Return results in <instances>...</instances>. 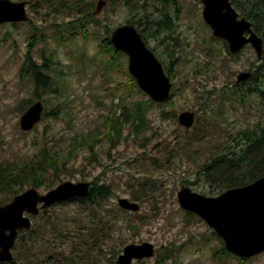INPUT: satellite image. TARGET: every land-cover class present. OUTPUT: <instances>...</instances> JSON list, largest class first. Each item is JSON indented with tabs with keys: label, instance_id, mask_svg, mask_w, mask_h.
Returning <instances> with one entry per match:
<instances>
[{
	"label": "rangeland",
	"instance_id": "374dc122",
	"mask_svg": "<svg viewBox=\"0 0 264 264\" xmlns=\"http://www.w3.org/2000/svg\"><path fill=\"white\" fill-rule=\"evenodd\" d=\"M91 1L96 8L99 0H82L81 4ZM133 1L113 0L105 5L98 14L101 24L90 25L87 36L68 38L62 27L56 28L71 19L66 13L37 9L30 3L27 21L0 26V163L24 160L48 146L67 158L60 171L64 181L111 186L109 214L123 197L140 204L137 212L121 211L120 224L104 241L102 251H91L93 264H111L128 244L145 241L155 245L156 253L134 264H264V251L245 259L226 253L213 228L200 216L202 220L189 215L177 197L182 186L217 195L204 181L203 162L233 136L264 122V101L259 96L242 104L220 95L235 88L238 74L261 64L263 58H258L251 45L231 55L205 23L201 0H179L181 11L174 32L168 36L147 34L148 46L158 55L173 85L168 100L150 101L131 78L128 56H113L102 47L104 25L114 29L132 24L127 21L138 16L130 7ZM235 2L242 13V0ZM139 3L150 13L154 5L165 10L162 0ZM170 8L175 7L170 4ZM59 32L66 38L61 39ZM27 53L35 63L48 67L53 89L36 93L32 77L20 72ZM37 100L49 114L32 130L23 131L21 116ZM136 101L143 103L140 107L145 112L144 132L138 135L116 122L123 107ZM186 110L196 114L190 129L178 119ZM201 128H206V141H193L191 147L182 148ZM154 182L156 190L145 196L143 192L150 188L142 184ZM137 194L142 200L133 199ZM75 209L74 201L49 207L54 213Z\"/></svg>",
	"mask_w": 264,
	"mask_h": 264
},
{
	"label": "trees",
	"instance_id": "16d2710c",
	"mask_svg": "<svg viewBox=\"0 0 264 264\" xmlns=\"http://www.w3.org/2000/svg\"><path fill=\"white\" fill-rule=\"evenodd\" d=\"M21 1H26L27 5L30 3L37 9H47L55 11L57 14L66 13V16L71 19L58 24L56 28L62 27V31L67 33L68 38L77 34L87 36L90 25L101 24L98 14H95L96 8L93 1L85 4H81L82 0H75L73 4L69 3V0ZM139 1L141 0L129 2L130 7L136 10L138 16L127 22L138 25L147 42V33L140 27V24L145 25L148 18L152 22L158 21V13L162 9L158 5H154L152 7L154 12L150 13L146 11L147 8L140 5ZM111 2L113 0H106V5ZM170 3H173V0H170ZM235 3L239 6L237 1ZM241 9V14L253 23V30L264 39V0H242ZM17 23L13 22V25L16 26ZM1 25H6V23ZM104 27L106 35L102 39L104 44L102 47L107 48V51L113 56H126L124 52L117 50L110 40L113 28L109 25H104ZM58 35L61 39L66 38L62 36V32H59ZM46 70H48L46 65L35 63L31 53H27L20 72L27 73L32 77L37 93L39 89H53L54 80ZM250 71H252L250 79L236 84L233 89L223 90L220 95L223 94L224 98L229 100L228 102L235 100L240 102L241 100L242 104L253 95L259 96L264 101V57L261 64L253 65ZM131 78L137 84L134 77ZM142 104V102L136 101L130 107H123L116 122L120 121L128 125L132 133L136 135L142 134L144 132L142 125L145 123V112L140 107ZM47 114L49 113L45 112L43 116ZM205 130L206 128H201L193 133L182 148L191 147L193 141L205 142L207 138ZM65 159L67 158L64 155L44 146L39 153L24 160L5 164L1 162L0 205L10 202L14 196L30 187H45L50 190L57 186V183L63 182L60 171L66 164ZM201 173L204 174V181L210 185L209 187L215 189L216 194L229 188L247 185L262 177L264 175V122L258 121L254 128H246L237 136H233L228 145L212 152L209 160L203 162ZM198 174L200 175V172ZM155 184L156 182L142 184L143 187L150 188L143 194L145 196L152 194L151 192L156 190ZM112 194L113 190L109 184L95 182L92 183L88 197L73 198L61 202H77V209L74 211L54 213L49 208L43 209L38 216H32L36 221L33 222L31 229L20 231L13 249V261H0V264H93L94 262L90 261L91 251L96 248L100 249L99 252L102 251L104 241L120 224L118 218L121 211H127L117 206L115 210L112 209V215L108 213L107 209L110 207L107 205V199ZM203 194L207 195L205 191ZM2 196L5 197V200H2ZM133 199L142 200V197L137 194L133 196ZM188 213L192 217L202 220L196 213ZM214 235L224 242L215 231ZM63 237L67 240H62ZM223 249L226 253H230L225 247Z\"/></svg>",
	"mask_w": 264,
	"mask_h": 264
},
{
	"label": "water",
	"instance_id": "95a60500",
	"mask_svg": "<svg viewBox=\"0 0 264 264\" xmlns=\"http://www.w3.org/2000/svg\"><path fill=\"white\" fill-rule=\"evenodd\" d=\"M106 0H99L95 14L101 12ZM203 18L211 27L215 37L229 43L233 54L251 45L258 56H264V39L253 30V23L234 7L232 0H202ZM29 18L26 1L0 0V24L25 22ZM110 40L117 50L128 55L129 72L140 89L156 102L169 99L172 81L162 62L147 46L142 35L133 24H124L111 31ZM252 72L238 74L237 81L251 78ZM44 104L34 102L21 116L23 131L32 130L42 119ZM179 123L189 129L196 122L193 111L179 114ZM89 181L66 180L46 192L30 187L3 205H0V261L12 262V249L21 230L32 228L31 216L38 215L42 208L73 198L90 195ZM182 208L194 212L213 228L223 239L226 249L243 258L264 251V175L239 187L229 188L218 195L209 196L182 186L177 193ZM119 206L137 212L140 204L127 197L120 198ZM152 242L128 244L118 257V264H131L134 259L153 257Z\"/></svg>",
	"mask_w": 264,
	"mask_h": 264
},
{
	"label": "flooded vegetation",
	"instance_id": "af4514ba",
	"mask_svg": "<svg viewBox=\"0 0 264 264\" xmlns=\"http://www.w3.org/2000/svg\"><path fill=\"white\" fill-rule=\"evenodd\" d=\"M164 2V8L165 10H162L158 13V16H159V19L158 21H151L150 18H148V21L145 23L143 29L146 31V33L148 35H150L151 33H164L165 35H170L174 32V26L177 25L178 22H176V19L178 18V12L181 11L180 9V1L179 0H173V3H170V0H162ZM176 1V2H175ZM175 2V3H174ZM202 2V0H201ZM232 3H233V0H232ZM170 4H173L175 9L173 8H170ZM234 4V3H233ZM203 5V4H202ZM164 13V14H162ZM240 13V11H239ZM167 16H170V18H167ZM174 16V17H173ZM240 17H242V14L240 13ZM205 21V20H204ZM206 23V22H205ZM207 24V23H206ZM208 25V24H207ZM209 26V25H208ZM138 28V30L140 31V28L138 26H136ZM210 27V26H209ZM211 29V27H210ZM212 30V29H211ZM213 33V32H212ZM178 34V33H177ZM214 35V34H213ZM216 39L218 40H222L224 42V44L226 45V48L228 50V52L231 54V55H237V54H233L230 49H229V43L222 39V38H218L216 37ZM228 55V54H227ZM242 82H237V84H241ZM61 203V202H60ZM14 254V252H13ZM146 258H151V257H146ZM142 259H145V258H142ZM142 259H134L132 261L131 264H134V262L136 260H142ZM108 260V259H107ZM111 264H118V257L117 258H113L111 261Z\"/></svg>",
	"mask_w": 264,
	"mask_h": 264
},
{
	"label": "bare ground",
	"instance_id": "6f19581e",
	"mask_svg": "<svg viewBox=\"0 0 264 264\" xmlns=\"http://www.w3.org/2000/svg\"><path fill=\"white\" fill-rule=\"evenodd\" d=\"M106 5V4H105ZM235 7V6H234ZM238 11V10H237ZM239 12V11H238ZM99 14V13H98ZM11 23H13V22H11ZM18 23H20V22H18ZM4 24V23H3ZM1 25V24H0ZM134 25V24H133ZM120 26V25H119ZM135 27H136V25H134ZM118 27V26H117ZM116 28V27H115ZM137 28V27H136ZM113 30V29H112ZM137 30H138V28H137ZM139 31V30H138ZM140 32V31H139ZM140 34H141V32H140ZM111 35V34H110ZM142 35V34H141ZM142 38H143V36H142ZM144 39V38H143ZM146 42V41H145ZM146 44H147V42H146ZM147 46H148V44H147ZM149 47V46H148ZM150 48V47H149ZM151 49V48H150ZM152 50V49H151ZM153 51V50H152ZM154 52V51H153ZM155 53V52H154ZM126 54V53H125ZM156 54V53H155ZM127 55V54H126ZM128 56V55H127ZM156 56L158 57V55L156 54ZM159 58V57H158ZM129 59V58H128ZM160 60V59H159ZM161 61V60H160ZM163 64V63H162ZM164 66V65H163ZM130 73V72H129ZM131 75V74H130ZM132 76V75H131ZM135 79V78H134ZM136 80V79H135ZM138 84V83H137ZM139 86V85H138ZM144 92V91H143ZM149 97V96H148ZM150 98V97H149ZM151 99V98H150ZM153 100V99H152ZM44 113V112H43ZM42 117H43V114H42ZM91 183V182H90ZM91 187H92V185H91ZM90 187V188H91ZM38 188V187H37ZM40 189V188H39ZM88 197V196H87ZM85 198V197H84ZM67 201H69V200H67ZM62 202H66V201H62ZM58 203H60V202H58ZM55 204H57V203H55ZM51 207V206H50ZM46 208H49V207H46ZM43 209H45V208H42V210ZM41 210V211H42ZM41 213V212H40ZM39 213V214H40Z\"/></svg>",
	"mask_w": 264,
	"mask_h": 264
}]
</instances>
